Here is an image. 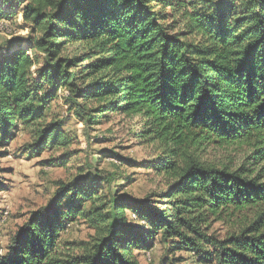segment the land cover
I'll return each instance as SVG.
<instances>
[{
  "label": "trees",
  "instance_id": "trees-1",
  "mask_svg": "<svg viewBox=\"0 0 264 264\" xmlns=\"http://www.w3.org/2000/svg\"><path fill=\"white\" fill-rule=\"evenodd\" d=\"M18 14L35 38L0 45L1 145L60 97L85 126L140 116L162 153L156 167L174 180L159 200L118 196L93 208L104 225L69 264H141L135 251L150 249L157 231L169 253L187 251L198 264H264V182L199 159L212 143L246 144L264 159V0H0L12 34L8 19ZM61 124L39 130L33 153L65 145ZM92 176L57 181L0 264H64L56 257L64 219L97 195ZM249 208L257 216L239 232L207 233L210 217Z\"/></svg>",
  "mask_w": 264,
  "mask_h": 264
},
{
  "label": "rangeland",
  "instance_id": "rangeland-1",
  "mask_svg": "<svg viewBox=\"0 0 264 264\" xmlns=\"http://www.w3.org/2000/svg\"><path fill=\"white\" fill-rule=\"evenodd\" d=\"M8 21L16 33L12 34L11 27V32L0 29V45H7L15 38L22 39L24 45L33 42L35 36L20 14ZM64 100L60 97L52 100L44 118L22 127L9 145L3 147L0 141V182L5 186L0 190V211L8 212L6 219L0 222L1 253H8L11 238L30 214L50 201L57 181H70L80 173H92L91 180H100L97 195L83 205L81 213L73 219L68 214L64 219L70 223L60 233L56 255L64 264L87 252L96 234L95 226L104 225L100 221L103 211L91 213L93 208L102 207V203L118 196L139 202L149 196H152L150 201L159 200L174 182L164 170L156 167L162 153L156 143L144 138L140 116L112 114L109 120L85 126L82 118L68 110ZM52 121L62 122L65 145L47 146L41 153H33L39 130ZM258 155L246 144L212 143L202 148L199 159L229 170L244 168L249 178L258 176L264 182V159L255 158ZM150 162L154 165H148ZM257 212V208H249L233 215L225 213L221 220L210 217L207 233L222 240L253 222ZM147 238L152 247L135 251L141 264H167L177 258H181L177 264H198L187 251L169 253L161 232H152Z\"/></svg>",
  "mask_w": 264,
  "mask_h": 264
},
{
  "label": "built area",
  "instance_id": "built-area-1",
  "mask_svg": "<svg viewBox=\"0 0 264 264\" xmlns=\"http://www.w3.org/2000/svg\"><path fill=\"white\" fill-rule=\"evenodd\" d=\"M0 29L1 30H3V29H7L8 30L10 28L7 26V24H5L4 22H1L0 23ZM10 32H11V29H10ZM7 215H8V212L5 211L4 216H3L2 220H1V222H3L6 219Z\"/></svg>",
  "mask_w": 264,
  "mask_h": 264
}]
</instances>
